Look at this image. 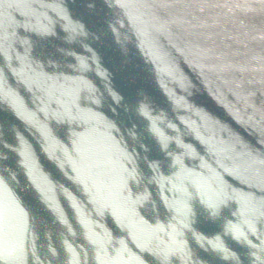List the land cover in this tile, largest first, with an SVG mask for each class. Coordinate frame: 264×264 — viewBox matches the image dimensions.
Masks as SVG:
<instances>
[{
    "label": "water",
    "instance_id": "water-1",
    "mask_svg": "<svg viewBox=\"0 0 264 264\" xmlns=\"http://www.w3.org/2000/svg\"><path fill=\"white\" fill-rule=\"evenodd\" d=\"M0 264H264V0H0Z\"/></svg>",
    "mask_w": 264,
    "mask_h": 264
}]
</instances>
